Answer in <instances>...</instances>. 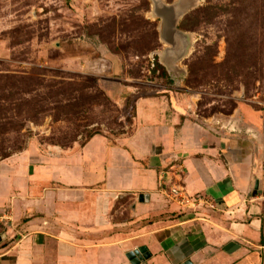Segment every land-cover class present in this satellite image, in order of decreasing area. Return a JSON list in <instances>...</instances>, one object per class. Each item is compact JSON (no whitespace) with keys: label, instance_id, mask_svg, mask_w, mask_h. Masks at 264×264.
Returning a JSON list of instances; mask_svg holds the SVG:
<instances>
[{"label":"rangeland","instance_id":"obj_1","mask_svg":"<svg viewBox=\"0 0 264 264\" xmlns=\"http://www.w3.org/2000/svg\"><path fill=\"white\" fill-rule=\"evenodd\" d=\"M180 3L189 45L175 60L151 0H0V255L27 222L51 224L36 210L47 192L96 202L131 248L212 236L211 200L166 194L197 197L183 181L185 150L221 141L264 154V0ZM146 191L165 208L140 217L154 210L141 205Z\"/></svg>","mask_w":264,"mask_h":264},{"label":"crops","instance_id":"obj_2","mask_svg":"<svg viewBox=\"0 0 264 264\" xmlns=\"http://www.w3.org/2000/svg\"><path fill=\"white\" fill-rule=\"evenodd\" d=\"M218 144L216 148L201 146L196 153L185 150L183 175L190 195L200 194L211 200L212 207H209L217 216L211 219L214 235L207 237L205 229H199L195 239L191 234L192 242L200 241L195 247L189 241L182 245L168 241L170 248L166 250L169 248L173 254L162 251L161 244L144 243L142 245L151 253L146 264H162L164 259L167 264H181L187 260L193 264H263L264 154L261 150L246 153L243 148L230 149L221 141ZM202 152L206 155L199 156ZM219 153L223 155L222 161L212 159ZM146 192L148 200H143L141 205H151L154 210L149 213L143 209L140 217L165 208L156 204L159 199L156 194ZM60 195L45 193L36 210L51 224L27 222L18 232L22 238L0 255L1 264H131L126 255L140 245L131 248L132 242L118 237L117 232H123L124 227L115 229L107 221L102 222L103 209L98 208L96 202L84 204L85 195L75 202L66 200L64 193ZM74 206L77 210L70 211ZM59 220L66 222L57 225ZM229 243L233 245L228 251L225 246ZM158 250L163 253L154 254Z\"/></svg>","mask_w":264,"mask_h":264},{"label":"water","instance_id":"obj_3","mask_svg":"<svg viewBox=\"0 0 264 264\" xmlns=\"http://www.w3.org/2000/svg\"><path fill=\"white\" fill-rule=\"evenodd\" d=\"M152 16L159 20L158 31L160 40L169 46L167 50L171 53V57L175 60L180 59L187 51L189 45L188 37L185 33L178 29V21L185 11L179 1L171 4L165 3L163 0H151ZM184 41V44H183ZM147 201L148 195H140V201ZM233 243L225 246V250H231ZM131 264H146L151 253L147 246H140L126 255ZM181 264H193L190 260Z\"/></svg>","mask_w":264,"mask_h":264},{"label":"built area","instance_id":"obj_4","mask_svg":"<svg viewBox=\"0 0 264 264\" xmlns=\"http://www.w3.org/2000/svg\"><path fill=\"white\" fill-rule=\"evenodd\" d=\"M166 195L169 196L170 200H172L173 202L179 205H183V204L198 205L204 199L201 195H197L196 198L188 197L187 194L182 192V190L179 191V187L176 186L170 187L169 192ZM261 199L264 200V195L261 196ZM6 218H8V215L2 214L0 212V221Z\"/></svg>","mask_w":264,"mask_h":264},{"label":"trees","instance_id":"obj_5","mask_svg":"<svg viewBox=\"0 0 264 264\" xmlns=\"http://www.w3.org/2000/svg\"><path fill=\"white\" fill-rule=\"evenodd\" d=\"M156 70H159L160 75L162 77L167 78V71H166L165 67L162 64L157 62L156 65L153 67L152 72L155 73Z\"/></svg>","mask_w":264,"mask_h":264}]
</instances>
